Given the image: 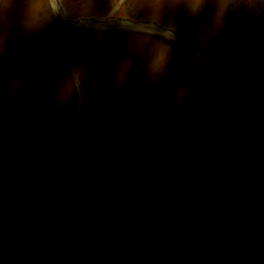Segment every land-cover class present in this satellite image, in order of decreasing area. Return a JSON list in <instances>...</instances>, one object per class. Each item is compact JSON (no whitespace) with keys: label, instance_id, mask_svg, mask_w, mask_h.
Returning <instances> with one entry per match:
<instances>
[{"label":"rangeland","instance_id":"374dc122","mask_svg":"<svg viewBox=\"0 0 264 264\" xmlns=\"http://www.w3.org/2000/svg\"><path fill=\"white\" fill-rule=\"evenodd\" d=\"M59 4L0 5V264H264V0Z\"/></svg>","mask_w":264,"mask_h":264},{"label":"clouds","instance_id":"9594fccd","mask_svg":"<svg viewBox=\"0 0 264 264\" xmlns=\"http://www.w3.org/2000/svg\"><path fill=\"white\" fill-rule=\"evenodd\" d=\"M5 3V0H0V5H3Z\"/></svg>","mask_w":264,"mask_h":264}]
</instances>
